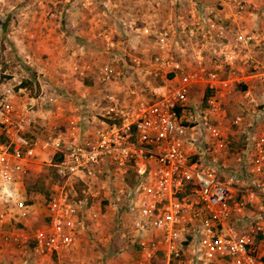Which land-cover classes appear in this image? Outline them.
Listing matches in <instances>:
<instances>
[{
    "label": "built area",
    "instance_id": "2783aa9c",
    "mask_svg": "<svg viewBox=\"0 0 264 264\" xmlns=\"http://www.w3.org/2000/svg\"><path fill=\"white\" fill-rule=\"evenodd\" d=\"M222 1L235 6L238 18L250 2ZM208 26L216 27L211 20ZM197 31L188 27L190 40ZM143 32L155 37L154 64L172 80L151 99L126 101L107 86L116 71L106 65L104 94L92 101L94 109L81 110V100L77 117L43 126L41 134L40 114L61 109L62 97L40 80L36 95L28 94L21 87L25 77L11 74L12 60L0 52L1 199L15 204L0 210V260L11 252L21 264H56L78 247L86 224L98 215L90 199L100 198L125 227L139 264H264V38L233 27L216 64L206 66L201 54L190 69L175 59L169 30ZM75 69L85 76L89 66ZM234 84L247 102L234 120L238 129L247 125L240 163L230 162L226 128ZM197 85L211 94L192 111ZM44 151L52 162L56 155L61 161L43 220L31 233L9 229L13 220L38 213L39 203L27 204L24 179Z\"/></svg>",
    "mask_w": 264,
    "mask_h": 264
},
{
    "label": "rangeland",
    "instance_id": "374dc122",
    "mask_svg": "<svg viewBox=\"0 0 264 264\" xmlns=\"http://www.w3.org/2000/svg\"><path fill=\"white\" fill-rule=\"evenodd\" d=\"M245 1L250 2L243 16L238 18L234 16L235 6H228L233 4L223 3L222 0H0V52L7 53L12 60L9 72L16 73L18 78L24 76L23 80L29 81L32 89H29L28 94L33 95L37 91L35 86L40 80L43 86L51 91L55 89L63 98L59 100L61 110L64 103L70 101L72 92L53 83L49 72L56 78L55 71L63 68L71 70L72 67L77 74L74 67L84 65L89 66L87 73L93 71L91 77L99 86H95V90L82 98L84 105L80 106L81 110H93L92 101L103 96L105 85L101 73L106 65L113 66L116 71L113 82L107 86L119 83L122 87L113 89V93L126 101L151 99L155 89L165 82L169 83L173 75L165 76L157 70L154 64L157 50L155 37L146 35L144 28L149 27L154 32L169 30L175 39L171 47L175 59L181 60L190 69L197 67V56L201 54L205 57L206 66L210 67L217 63L218 53L234 37V26L229 25V22L237 24L243 31L257 32L264 38V0ZM209 20L215 23L214 29L208 26ZM80 21L82 39L86 40L87 48L84 43L76 42V22L78 24ZM188 27L198 28L193 40L187 35ZM220 27L223 28L224 38ZM91 39L92 42L89 41ZM109 43L115 46L109 47ZM76 45L81 53L73 60L70 56L72 50L77 49ZM88 47L92 50L90 55ZM233 86L237 88L236 93L227 99L226 128L232 148L230 162L240 163L247 125L238 129L234 127V120L236 115L243 113L240 104L247 102L240 94L243 88L238 84ZM205 96L204 87H193L189 105L192 111L204 105ZM247 108L251 109V106L247 105ZM75 109L76 114L73 112L65 120L59 121L55 117L56 107L51 110L47 108V113L40 114L41 125L36 126L37 130L41 134L43 126L50 128L52 125L63 124L70 117H77ZM51 162V152L44 151L33 162L32 172L24 179L25 192L27 189L31 191L27 202L39 203L35 211L38 213L28 220H13L7 226L9 229L18 228L31 233L41 224V213L48 199L45 194L54 188L51 179L44 180L42 173L52 172L49 168ZM1 189L0 210L8 212L15 204L1 199L5 196ZM77 189L81 191L82 188L77 186ZM98 189L102 190L100 186ZM90 202L98 215L86 224L78 247L62 256L56 264H139V253L124 236L127 231L115 217L113 209L107 208L109 203L100 198L90 199ZM18 259V254L6 253L0 264H21Z\"/></svg>",
    "mask_w": 264,
    "mask_h": 264
},
{
    "label": "crops",
    "instance_id": "0c3cea01",
    "mask_svg": "<svg viewBox=\"0 0 264 264\" xmlns=\"http://www.w3.org/2000/svg\"><path fill=\"white\" fill-rule=\"evenodd\" d=\"M76 25H78V27H76V33H75L78 36V38L76 39V42L78 44L84 43L85 47L87 48L86 43H85L86 40L82 39L83 38V30L81 29V27H82L81 21L78 22V24L76 22ZM229 25H232L234 27H238L237 24H234L231 22H229ZM89 41L92 42V39ZM74 43H75V39H74ZM76 47H77V49L72 50L73 52H71V56H70V58L73 60H75L78 57V55H80V53H81V50L78 48V45H76ZM91 51L92 50L88 47V55L91 54V53H89ZM76 55H77V57H76ZM64 56H65V54H64ZM80 60H82V59H80ZM70 65H71V62H70ZM72 65H74V61H73ZM74 69H75V67H74ZM92 72H88L85 76H81V75H79V73L75 74L72 67H71V70L63 68V69H60L58 71H55V76L57 75L56 78H54V76L51 74L52 72H49L50 76L53 79V83L55 82V84L58 86H64L65 88L69 89V91L71 90V92H72L69 96L70 101H67L64 103V105H63L64 107L62 108V110L56 109V113H57V116H55L56 119H59V121H61V120H65L66 117L71 116L73 114V112L76 114L75 108L78 106V102L81 101L83 97L85 98L86 95L90 94L93 90H95V88H94L95 86H99L96 82H93L95 80H93V78L91 77ZM111 86H113L112 88L114 90H115V88H116V90H118L119 87H121V85L119 83L116 86H114V85H111ZM19 103H21V100H19ZM34 215H36V213H34L32 216H34ZM31 218H33V217H28V219H31ZM20 220L23 221V218H21Z\"/></svg>",
    "mask_w": 264,
    "mask_h": 264
},
{
    "label": "trees",
    "instance_id": "16d2710c",
    "mask_svg": "<svg viewBox=\"0 0 264 264\" xmlns=\"http://www.w3.org/2000/svg\"><path fill=\"white\" fill-rule=\"evenodd\" d=\"M36 84H37V86H40L38 83H36ZM21 87H22V88H29V89L31 88V89H32V86H30L28 80L24 81L23 84L21 85ZM36 90L38 91L39 89L36 88ZM37 91H36L33 95H36ZM205 93H206V96H205V101H206L207 98H208V96L211 94V92H210L209 90H206ZM60 161H61V156H60V155H56L55 158H54V160H53V162H52L51 165L49 166V168H51L52 172H50V174H44V173H42V174H43V179H44V180H47V179H49V178L51 179V185H54L55 183H57V182L59 181V176L57 175L55 165L58 164ZM51 190H52V189H50V190L47 192V194H45L46 197H48V196L51 194ZM27 191H28V194L31 192V191L29 192V189H27ZM36 191H37L38 193H40V194L42 193V192L39 191V190H36ZM33 203H36V202L29 201L27 204L31 205V204H33Z\"/></svg>",
    "mask_w": 264,
    "mask_h": 264
}]
</instances>
